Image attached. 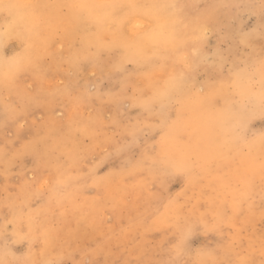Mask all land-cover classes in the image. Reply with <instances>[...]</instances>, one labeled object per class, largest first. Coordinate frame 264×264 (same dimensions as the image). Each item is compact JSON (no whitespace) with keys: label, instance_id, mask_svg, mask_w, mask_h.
Masks as SVG:
<instances>
[{"label":"rangeland","instance_id":"1","mask_svg":"<svg viewBox=\"0 0 264 264\" xmlns=\"http://www.w3.org/2000/svg\"><path fill=\"white\" fill-rule=\"evenodd\" d=\"M74 2L80 0H0V63L26 54L18 28L34 17L43 21L27 53L33 66L0 95V260L166 261L176 242L177 217L198 221L204 213L211 221L206 211L211 203L226 212L223 235L201 228L191 238L192 248L218 250V259L261 264L258 138L264 119L258 111L246 114L251 148L221 149L214 122L224 101L210 107L202 99L213 91L211 81L233 70L249 73L264 55L260 0H175L184 5L186 23L209 26L201 52L207 61L175 69L171 60L164 68L145 62L159 45L144 34L172 12L162 15L147 6L172 0H135L145 6L135 11L96 9L107 18L88 23L77 19L76 10L59 7ZM135 46L141 48L139 56L130 51ZM185 51L191 56L190 48ZM130 57L141 60V70L117 71ZM181 71L189 74L188 86L173 98L180 103L172 115L181 108L204 127L177 138L151 98ZM6 105H14L19 117L6 112ZM182 154L193 163L186 175L161 176L153 167L165 155ZM29 216L34 218L31 240L6 250L5 233H27ZM37 224L48 232L47 245L35 239Z\"/></svg>","mask_w":264,"mask_h":264},{"label":"snow or ice","instance_id":"2","mask_svg":"<svg viewBox=\"0 0 264 264\" xmlns=\"http://www.w3.org/2000/svg\"><path fill=\"white\" fill-rule=\"evenodd\" d=\"M59 7H67L76 10L77 19L85 23L101 22L107 18L105 16L96 15V9L114 10L118 8H128L133 11L140 7L135 0H127V2L116 3L112 0H98V2H74L67 5H60ZM151 8L171 9L169 16L165 17L162 22L158 23L157 28L153 31L146 32L144 35L149 43L159 45L157 51L151 57L145 58V62L159 66L161 68L167 67V61H172V67L175 69L177 65H184L188 67L190 63H196L203 59L207 61V57H201L202 48L206 43V38L209 33V26L205 23H197L190 26L183 18L184 5L178 4L175 0L172 2L163 3L159 5L147 6ZM261 29L264 35V0H261ZM43 21L39 17H34L30 22H25L18 30V36L24 43L26 54L23 56H13L10 58L13 66V71L7 77V88L12 89L16 87L17 77L20 72L26 71L33 66L34 61L28 50L32 47V40L39 37ZM139 27V25H137ZM191 49V56L187 54L186 49ZM134 55L139 56L141 48L135 46L130 48ZM264 53V48H262ZM126 65H134L132 68ZM142 62L138 59L127 58L116 66L117 71L135 74L142 68ZM258 76V81L254 77ZM189 74L185 71L179 73V77L175 74L169 77L168 87L163 91H157L153 94L151 101L152 105H160V115L164 121H171L169 126L170 134L176 135L192 129L196 131L204 127V122L196 117H186L181 108H176L175 116L172 115V110L179 100L174 101L177 93L183 91L188 86ZM258 83L259 88L253 89V84ZM194 86V85H192ZM210 87L213 91L206 97H202L204 101L210 106L214 107L221 100L224 101L223 107L215 114V122L223 128V132L216 138V144L219 148H230L238 145H248L251 148V143L247 136V127L250 119H245L246 114L253 111H258L260 118L264 119V55H261L258 65L254 66L249 73H243L240 70H233L227 77L220 76L218 79L211 81ZM203 92L204 89H199ZM6 112H12L17 117L20 113L16 111L14 105H6ZM151 111V106H149ZM166 137H162V140ZM260 148L259 153V174L261 182V190L264 192V132L258 138ZM34 155L39 156L35 149H27ZM254 163V160H253ZM191 167V159L189 156L181 155L171 162V174L186 175L188 169ZM251 183V181H246ZM63 181H58L62 184ZM264 199V197H262ZM212 216L209 221L205 218L204 213H201V218L198 221H186L184 224L176 221L177 238L175 244L170 249L171 258L166 261H151L140 260L125 261L124 264H254V261L249 259L238 260H224L218 259V250L196 248L191 246V238L201 230L204 232H217L223 235V225L227 223L225 219L226 212L221 210L220 206L213 207L209 203L206 209ZM34 218L28 217V232L22 233L18 230L12 232L11 237L6 233L4 235L5 248L10 250L12 243L23 239L31 240V232L33 231ZM41 225H36L37 236L36 240H43L45 245L48 244L49 236L47 230L41 231ZM183 255H187L189 259H179ZM261 255L264 256V239L261 241ZM0 264H67L63 258H48L42 260L29 259H13L0 260ZM74 264H97L96 261L81 260L74 262ZM264 264V260L261 261Z\"/></svg>","mask_w":264,"mask_h":264},{"label":"clouds","instance_id":"3","mask_svg":"<svg viewBox=\"0 0 264 264\" xmlns=\"http://www.w3.org/2000/svg\"><path fill=\"white\" fill-rule=\"evenodd\" d=\"M261 3V0H260ZM243 6V5H241ZM160 12L163 15L166 12V9L160 8ZM13 71V66L9 62L0 63V95L3 94V92L9 90L6 86L7 84V77L8 75ZM255 80L258 81V76L254 77ZM165 89L168 87L167 85L163 86ZM259 88L258 83L253 84V89L257 90ZM214 126L217 129V137L222 134L223 128L220 127L216 122H214ZM177 157L174 155H165L155 161H153V167L157 169L158 173L161 176H165L169 174L172 171L171 168V162L172 160L176 159ZM193 166V163L191 162V167ZM190 167V168H191ZM189 168V169H190ZM186 221H193L187 217L184 218H178V223L184 224Z\"/></svg>","mask_w":264,"mask_h":264},{"label":"bare ground","instance_id":"4","mask_svg":"<svg viewBox=\"0 0 264 264\" xmlns=\"http://www.w3.org/2000/svg\"><path fill=\"white\" fill-rule=\"evenodd\" d=\"M38 4H39V3H38ZM39 5H40V4H39ZM46 5L48 6V4H46ZM43 7H44V6H43ZM38 8H39V7H38ZM40 9H41V8H40ZM36 11H37V10H36ZM45 11H46V8H45ZM6 14H7V13H6ZM7 15H8V14H7ZM7 15H6V16H7ZM9 17H10V16H9ZM4 19H5V18H4ZM13 19H14V18H13ZM18 22H19V21H18ZM18 22H17V23H18ZM9 26H11V25H9ZM12 28H13V27H12ZM18 30H19V28H18ZM9 35H10V34H9ZM18 38H19V37H18ZM7 39H8V38H7ZM15 39H16V38H15ZM8 41H9V40H8ZM7 43H8V42H7ZM9 43H10V42H9ZM13 43H14V42H13ZM11 49H12V48H11ZM16 52H17V51H16ZM16 52H15V53H16ZM15 53H14V54H15ZM21 53H22V52H21ZM6 57H7V56H6ZM0 58H1V57H0ZM1 59H2V58H1ZM5 62H6V61H5Z\"/></svg>","mask_w":264,"mask_h":264}]
</instances>
